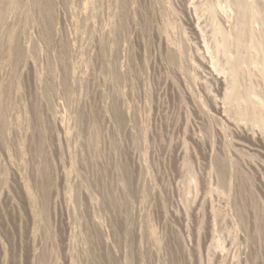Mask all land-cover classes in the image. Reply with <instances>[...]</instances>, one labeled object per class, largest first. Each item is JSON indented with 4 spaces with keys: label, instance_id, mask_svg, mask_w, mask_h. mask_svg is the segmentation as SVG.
<instances>
[{
    "label": "rangeland",
    "instance_id": "1",
    "mask_svg": "<svg viewBox=\"0 0 264 264\" xmlns=\"http://www.w3.org/2000/svg\"><path fill=\"white\" fill-rule=\"evenodd\" d=\"M0 264H264V0H0Z\"/></svg>",
    "mask_w": 264,
    "mask_h": 264
},
{
    "label": "bare ground",
    "instance_id": "2",
    "mask_svg": "<svg viewBox=\"0 0 264 264\" xmlns=\"http://www.w3.org/2000/svg\"><path fill=\"white\" fill-rule=\"evenodd\" d=\"M251 1V0H250ZM243 2V1H242ZM216 4V3H215ZM225 6V5H224ZM214 7H216V6H214ZM219 7V6H218ZM242 7V6H241ZM245 7V6H244ZM213 8V7H212ZM217 9V8H216ZM241 9V8H240ZM245 10V9H244ZM245 12V11H244ZM214 13V12H213ZM238 22V21H237ZM238 26V25H237ZM259 102V101H258Z\"/></svg>",
    "mask_w": 264,
    "mask_h": 264
}]
</instances>
